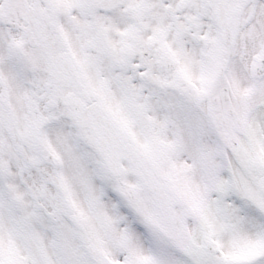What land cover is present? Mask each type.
<instances>
[{
    "label": "snow or ice",
    "instance_id": "1",
    "mask_svg": "<svg viewBox=\"0 0 264 264\" xmlns=\"http://www.w3.org/2000/svg\"><path fill=\"white\" fill-rule=\"evenodd\" d=\"M0 264H264V0H0Z\"/></svg>",
    "mask_w": 264,
    "mask_h": 264
}]
</instances>
